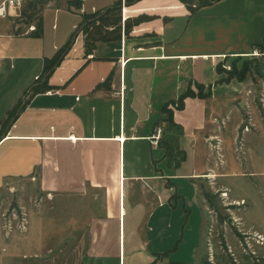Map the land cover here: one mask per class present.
<instances>
[{"label": "crops", "instance_id": "1", "mask_svg": "<svg viewBox=\"0 0 264 264\" xmlns=\"http://www.w3.org/2000/svg\"><path fill=\"white\" fill-rule=\"evenodd\" d=\"M78 6L116 13V38L87 51L74 33ZM1 20L0 189L26 179L62 196V227L50 234L84 229L78 264H197L200 185L230 193L232 178L256 191L257 178L264 182V123L246 106L260 83L264 111V0L194 11L179 0H55L42 8L37 35ZM196 85L205 98H184L167 125L162 107ZM156 126L160 145L151 147ZM239 225L264 238V221L246 225L242 215Z\"/></svg>", "mask_w": 264, "mask_h": 264}, {"label": "rangeland", "instance_id": "2", "mask_svg": "<svg viewBox=\"0 0 264 264\" xmlns=\"http://www.w3.org/2000/svg\"><path fill=\"white\" fill-rule=\"evenodd\" d=\"M190 11L195 10L206 0H179ZM45 6L41 0L26 6L20 18L11 21L19 32L24 31L28 24L36 26L40 12ZM125 15V10H123ZM124 19V17H123ZM4 21L0 19V27ZM118 17L116 13H95L81 15L75 32L82 36L86 50L94 40L116 38ZM260 83L251 95H246V106L256 110L261 122L264 123ZM197 92V91H196ZM263 92V91H262ZM195 93V92H194ZM259 93V94H258ZM248 114V115H247ZM243 113V123L249 129V116ZM249 125V126H248ZM242 129V128H241ZM240 179H230L232 192H220L206 189L200 185L204 199V226L202 240L196 255L197 264H264V238H260L239 225L243 215L245 224L260 227L264 221V194L262 195L259 179L258 190L242 184ZM225 195L221 196L220 194ZM235 197H244L247 201L235 202ZM62 196H47L40 192L26 179L8 183L0 189V264H78L87 235L78 225L70 233L52 236V225L55 229L62 227V208L59 201ZM239 203V204H238ZM245 212L244 214H242ZM58 216V223L47 225V218ZM55 221V220H54Z\"/></svg>", "mask_w": 264, "mask_h": 264}, {"label": "built area", "instance_id": "3", "mask_svg": "<svg viewBox=\"0 0 264 264\" xmlns=\"http://www.w3.org/2000/svg\"><path fill=\"white\" fill-rule=\"evenodd\" d=\"M34 1L39 0H0V19H10L13 21L14 19L20 18L23 9L26 6H30L34 3ZM42 3L45 2V6L48 4L54 3L55 0H41ZM76 12L80 15H83V11L80 6L76 7ZM35 31V26L32 24H28L25 27L24 33H32ZM255 54V52H254ZM172 109L173 107H169ZM248 130L247 126H242L241 132H246ZM162 136V129L159 126H156L152 133L147 138V141L151 147H156L160 145V140ZM221 196L225 195L224 193L220 194Z\"/></svg>", "mask_w": 264, "mask_h": 264}, {"label": "trees", "instance_id": "4", "mask_svg": "<svg viewBox=\"0 0 264 264\" xmlns=\"http://www.w3.org/2000/svg\"><path fill=\"white\" fill-rule=\"evenodd\" d=\"M215 1H218V0H206L205 3H202L197 8L203 7V6H207V5H209V4H211L212 2H215ZM39 27H40V23H39V20H38V22L36 23V26H35V31L32 32L34 35H37L39 33ZM70 41H71V38L68 39V41L66 42V44L63 46V48L58 52V54L54 57V59L51 62L44 64V67H43V70H42V75L43 76L47 75L52 70V68L56 65V63L60 60L62 54L69 48ZM196 91L197 92L193 93L188 88L184 92V94L181 95L175 102H171L169 105L166 104V105H164L162 107L161 112L166 115V119H164V120L166 121L167 125L173 126L172 125V122H171L172 112H171V109L168 106L173 107V109H179L182 106L183 99L186 98V97L205 98L206 94H202V89H201L200 86H197L196 85ZM21 109H22V107H19V104H18V106H16V108L14 109V111L12 112V114H10L8 116V118L6 120V125L7 126L11 124V122L14 120V118L16 117V115L18 114V112Z\"/></svg>", "mask_w": 264, "mask_h": 264}, {"label": "bare ground", "instance_id": "5", "mask_svg": "<svg viewBox=\"0 0 264 264\" xmlns=\"http://www.w3.org/2000/svg\"><path fill=\"white\" fill-rule=\"evenodd\" d=\"M122 141V140H121Z\"/></svg>", "mask_w": 264, "mask_h": 264}]
</instances>
